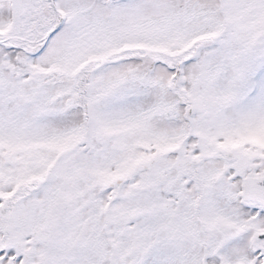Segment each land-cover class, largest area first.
<instances>
[{
  "label": "snow or ice",
  "instance_id": "1",
  "mask_svg": "<svg viewBox=\"0 0 264 264\" xmlns=\"http://www.w3.org/2000/svg\"><path fill=\"white\" fill-rule=\"evenodd\" d=\"M0 264H264V0H0Z\"/></svg>",
  "mask_w": 264,
  "mask_h": 264
}]
</instances>
